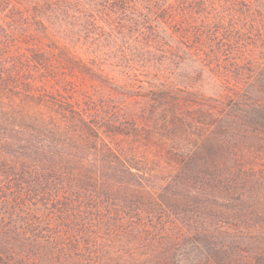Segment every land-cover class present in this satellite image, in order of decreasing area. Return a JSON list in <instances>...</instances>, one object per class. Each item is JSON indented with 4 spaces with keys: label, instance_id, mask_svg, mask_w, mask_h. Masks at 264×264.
Segmentation results:
<instances>
[{
    "label": "trees",
    "instance_id": "trees-1",
    "mask_svg": "<svg viewBox=\"0 0 264 264\" xmlns=\"http://www.w3.org/2000/svg\"><path fill=\"white\" fill-rule=\"evenodd\" d=\"M101 1L0 0V235L11 238L8 250L0 248V264H34L26 251L33 230L29 224L17 228L7 212L8 207L23 209L32 198L54 206L70 229L92 230L85 216L92 218L94 210L105 207L124 215L144 207L163 216L172 210L200 221L190 237L185 235L186 263L264 264V99H228L227 110H218L213 123L207 120L210 112L178 108L184 102L171 96L142 107L140 125L115 114L102 118L99 110L81 106L61 89L65 77L53 73L56 51L37 38L68 39L76 34L74 27L86 29L99 21L110 25L121 17L127 21L141 3L157 5V0ZM200 1L208 5L211 0ZM97 5V12L106 11L102 20L89 11ZM136 35L141 38L144 32ZM103 65L90 68L104 71ZM160 129L165 136L158 134ZM178 134H184L190 148L166 150ZM60 192L62 198H55ZM82 233L74 236L76 242L83 241ZM88 233L95 249L85 263L75 258L76 264H114L116 249L114 257L103 246L115 233ZM23 235L26 244H21ZM183 240L158 248L166 259L160 262L176 260ZM123 241L116 245L120 254ZM60 242L47 240L46 245ZM67 245L57 251L71 257L72 251L64 252Z\"/></svg>",
    "mask_w": 264,
    "mask_h": 264
},
{
    "label": "rangeland",
    "instance_id": "rangeland-1",
    "mask_svg": "<svg viewBox=\"0 0 264 264\" xmlns=\"http://www.w3.org/2000/svg\"><path fill=\"white\" fill-rule=\"evenodd\" d=\"M169 1L157 0V5L143 2L134 19L127 21L126 17H121L110 25L99 21L94 27L87 24L86 29L74 27L76 34L68 39L38 37L56 51L57 67L53 73L57 71L55 77H65V82L59 83L61 89L74 96L73 100L78 99L81 106L99 110L101 117L115 114V118L116 115L120 120L131 118L138 125L142 123L140 109L150 107L156 98L162 102L171 96L179 104L184 102L178 108L199 113L206 110L211 113L207 117L210 123L215 122L218 110H227L224 106L228 99L244 103L263 100L264 0H211L208 5L200 0H171L172 5H168ZM97 8L99 6L90 7L89 11L93 17L100 15L99 20H102L106 11L99 13ZM122 24L126 25L125 30H121ZM139 30L144 32L141 38L136 35ZM95 63H103L104 71L91 69ZM170 104L165 108L167 111L171 110ZM224 124L222 121L218 126ZM158 134L163 137L166 132L160 129ZM183 138L184 134H178L173 141L169 139L166 150L173 146L190 148ZM62 194L55 198H62ZM71 198L73 209V195ZM32 199L23 209L8 207L7 212L17 228L29 224L28 228L33 230L26 238L30 242L26 251L30 252L34 264H76L75 258L87 262V256L95 249L92 242H88L92 236L88 232L115 233L103 246L111 256L116 249L114 264H147L146 261L164 264L160 261L166 259H162L158 248L165 249L173 241L184 238L179 260L167 263L189 264L183 257L188 252L185 235L189 236L201 226L196 218L190 219L172 210L163 216L144 207L139 213L124 215L122 211L117 213L114 208L105 207L100 212L94 210L92 218L81 213L92 230L80 226L70 229L54 206L51 209L38 198ZM77 220L72 218V221ZM80 220L83 225V218ZM103 221L107 225L103 226ZM80 233L84 234L83 241L76 242L74 236ZM24 237L21 244H26ZM121 237L127 256L124 251L120 254L116 246ZM56 239L68 244L64 252L72 251L71 257L57 251L61 242L46 245L47 240ZM10 244L9 235H0V248L8 250Z\"/></svg>",
    "mask_w": 264,
    "mask_h": 264
}]
</instances>
